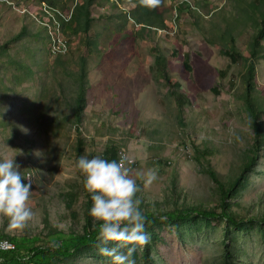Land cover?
Returning a JSON list of instances; mask_svg holds the SVG:
<instances>
[{
	"label": "rangeland",
	"instance_id": "374dc122",
	"mask_svg": "<svg viewBox=\"0 0 264 264\" xmlns=\"http://www.w3.org/2000/svg\"><path fill=\"white\" fill-rule=\"evenodd\" d=\"M254 1L187 0V8L184 0H161L157 11L166 29L139 36L131 19L117 16L128 7L115 9L97 0L89 37L98 36L88 48L83 37L70 41L62 36L72 53L55 58L47 52L46 30L33 17L39 6L0 0V160L13 158L22 175L31 176L34 212L22 230L0 215V240L47 246L54 232L83 234L88 196L90 210L92 198L75 166L81 141L82 155L89 159L109 148L124 151L134 164V178L136 172H157L151 185L137 179L143 210L218 212L220 189L209 168L227 186L240 174L255 140L246 78L250 43L258 31L250 16L259 5ZM231 37L243 56L238 63L226 53L232 49ZM262 46L264 53V41ZM152 48L165 55L171 81L182 85L190 101L183 109L159 79ZM255 65L250 98L256 103H250L262 111L258 119L264 126V58ZM83 66L84 83L79 79ZM81 87L85 94L78 110ZM230 211L254 221L229 226L228 240L219 217L191 214L193 220L145 228L151 241L137 247L135 264H223L226 242L235 264H264V145L247 187L230 200ZM61 264L111 260L96 246Z\"/></svg>",
	"mask_w": 264,
	"mask_h": 264
},
{
	"label": "trees",
	"instance_id": "16d2710c",
	"mask_svg": "<svg viewBox=\"0 0 264 264\" xmlns=\"http://www.w3.org/2000/svg\"><path fill=\"white\" fill-rule=\"evenodd\" d=\"M31 5H47L49 8L55 11V19L52 17H47L43 19V23H46L45 26H50L53 28L54 37L60 38L62 37L59 29L62 31L64 36H66L70 41H73L77 38H84L83 42L86 44L87 48L91 45L95 36H98V32L94 34L92 37L89 32L93 28L94 18L92 16V7L96 5L97 0H28ZM107 3H111L112 7L117 9V4L121 6H125V8H129L130 10L125 11V13L118 14L119 18H122L124 21L127 20V17L131 19L134 25L139 27V36L143 35V31H152L156 33V30L166 29L163 17L157 11V6L151 5V0H114L113 3L110 0H105ZM187 0H184L182 5L188 8ZM255 3H259V5L255 8L253 5L252 9L257 11H251L250 16L255 19V28L258 29L257 33L253 36L250 43V52H251V62L249 63L246 78H247V101L252 109V117H253V132H254V143L252 147L251 154L248 156L247 162L243 165L240 174H238L233 180H231L227 186L219 180L216 172L209 168L208 173L211 177L212 181L218 186L220 189V203L218 212L215 213L212 211H201L196 209L191 210H173L166 213H157L152 212L150 210H143V215L146 218L145 228L150 230L153 229L155 225H160L164 223H183L188 220H193L191 218V214L199 215L202 218H221L226 224V238L228 240V228L229 226H234L236 228H240L245 224H252L254 219L252 220H243L237 218L230 211V200H234L241 191H243L248 184L249 174L252 171L253 167L256 164V159L258 157V152L261 147L264 145V126L260 123L258 119L259 112L262 111L254 106H251L250 102L256 103L254 99L250 98V93L252 92V82L256 76V63L259 61L260 56L264 58V53L262 52L263 46L262 42L264 41V0H255ZM71 3L72 7L70 9L66 8V4ZM41 6V5H40ZM39 6V7H40ZM38 7V8H39ZM37 8V9H38ZM127 13V16H126ZM259 14V17L257 15ZM101 18L109 19V17L102 16ZM113 18V16H112ZM41 19V18H40ZM177 19V18H176ZM53 23V24H52ZM56 24L57 28L52 25ZM43 29V28H42ZM50 46L47 47V52L49 55L62 58L64 55H53V49L51 47V38L53 37L50 34ZM44 31V30H43ZM47 36V35H46ZM48 40V37H47ZM229 42L232 44V49L230 52L226 51L227 55L230 56L233 62L238 63V57H243L239 54L236 48V42L234 37L229 39ZM152 51L156 55L154 58V67L158 68L159 79H161L164 83L167 84L169 89L171 90L172 96L175 98L180 109H183L186 105L190 104V101L186 94L181 92L182 85L179 82H172L170 76L167 72V63L165 55L158 51V49L152 48ZM72 53V48H69L67 54ZM66 54V55H67ZM246 61V57L244 58ZM86 60H84L85 62ZM254 61V63L252 62ZM58 62L59 59H58ZM189 56L185 55L184 67L188 69ZM247 62V61H246ZM71 73V72H70ZM227 73L221 72V76H226ZM79 79H81L82 83L85 79L86 73L84 66L82 67V72L79 73ZM82 88V95L78 97L77 100V108L81 109L84 99V88ZM78 133L80 134L79 130ZM82 141L79 145L78 158L82 155ZM117 150L114 148H109L104 151L101 158L106 160H117L119 161V156L117 154ZM131 165L130 167H132ZM87 191V190H86ZM90 197L88 196V207L86 211L85 224L83 227V234H70L65 235L61 232H54L53 239L51 238L49 245L38 246L37 243L35 246L28 245L26 239L18 240V239H7L9 242L15 247L14 251L10 252H2L0 251V264H61L65 263L68 260L76 258L81 254L84 250H89L97 246V235H98V227L99 222H95L93 217L90 215ZM161 217H166V220L161 221ZM264 223V217L261 221ZM263 237L264 232L261 230ZM3 239V238H0ZM40 241L39 238H36ZM35 239V240H36ZM1 241V240H0ZM225 241V240H224ZM53 242L58 243L60 246L58 248H53L51 245ZM136 255H133L132 259L136 260ZM223 264H235V255H233V251L229 250V246L227 242L225 244L224 254H223Z\"/></svg>",
	"mask_w": 264,
	"mask_h": 264
},
{
	"label": "clouds",
	"instance_id": "9594fccd",
	"mask_svg": "<svg viewBox=\"0 0 264 264\" xmlns=\"http://www.w3.org/2000/svg\"><path fill=\"white\" fill-rule=\"evenodd\" d=\"M160 3L161 0H151L152 6ZM37 19L50 42L49 27L44 25L43 16ZM52 26L57 28L56 24ZM59 32L64 36L60 29ZM129 164L128 157L124 155L119 161H109L100 156L89 159L87 155H82L75 165L84 175V187L91 194L90 215L99 222L98 251L110 258L111 264H135L132 257L137 247L146 246L151 241L145 230L146 218L140 210L141 200L137 198L140 191L137 179L142 180L145 186L151 185L157 179V172L153 169L136 172L134 178ZM24 179H28L29 183L25 184ZM30 189L31 176L22 175L13 158L0 160V215L8 217L10 227L14 229L22 230L34 217L29 203ZM164 220L166 217H161V221ZM109 243L115 246L108 247ZM51 246L58 248L60 245L53 242Z\"/></svg>",
	"mask_w": 264,
	"mask_h": 264
},
{
	"label": "bare ground",
	"instance_id": "6f19581e",
	"mask_svg": "<svg viewBox=\"0 0 264 264\" xmlns=\"http://www.w3.org/2000/svg\"><path fill=\"white\" fill-rule=\"evenodd\" d=\"M40 15L43 16L44 19H46L47 17H52V18H54L53 21L54 20L56 21L55 11L52 10L51 8H49L47 5L41 4V6L38 9H36V13L34 14L33 17H36L35 19L38 20L37 17ZM56 23H57V21H56ZM45 24L46 23H44V25ZM49 29H50V34L53 36L51 38V47L53 49L52 54L53 55H60V45H61V52L67 53V51L69 49L68 40L65 39L64 37H60V38L55 39L56 37H54L55 35L53 32V28L49 26ZM122 155L127 156L124 151H121V152H119V159ZM128 160L130 161L129 166H131V165L134 166L133 162L131 161V159L129 157H128ZM14 250H15V247L9 241H0V251L10 252V251H14Z\"/></svg>",
	"mask_w": 264,
	"mask_h": 264
},
{
	"label": "built area",
	"instance_id": "2783aa9c",
	"mask_svg": "<svg viewBox=\"0 0 264 264\" xmlns=\"http://www.w3.org/2000/svg\"><path fill=\"white\" fill-rule=\"evenodd\" d=\"M66 52H61V45H60V54H65ZM130 167V166H129ZM133 167H131V169H132ZM10 253H12L11 251H10Z\"/></svg>",
	"mask_w": 264,
	"mask_h": 264
}]
</instances>
